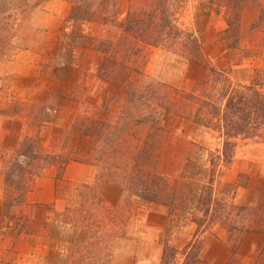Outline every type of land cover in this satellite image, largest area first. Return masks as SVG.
<instances>
[{"label":"rangeland","instance_id":"1","mask_svg":"<svg viewBox=\"0 0 264 264\" xmlns=\"http://www.w3.org/2000/svg\"><path fill=\"white\" fill-rule=\"evenodd\" d=\"M38 1L40 2L37 3ZM178 1V21L185 28L200 35L207 63L217 68L229 66L233 80L249 82L253 68L264 64V21L249 30L250 23L257 18L258 9H244L240 21V29L245 31L244 37L238 48L230 50L221 38L222 30L226 26L221 14L207 10L204 0ZM130 4L138 5L140 0H118V21L124 19ZM48 8L60 11L59 5L49 7L46 3H41V0H0V189L4 185L7 162L24 138L40 135L45 140L41 149L48 153L52 150L50 146L53 143L54 147H64L66 132L62 129L65 119L68 118L69 123L72 126L75 124L77 128L79 126V129L91 126L94 128L91 130L94 145L89 163L96 168V180L113 186L101 191L107 204L112 208L119 207L127 215L125 236L112 240L111 263L158 264L156 255L167 232H176V239H184L190 233L189 219L180 216L177 211L169 215L165 205L137 197H133L127 205L128 195L124 189L102 179L128 172L134 153L143 145L147 129L138 125L129 130L126 120L121 119L120 112L122 105L128 112L129 104L122 100L117 101L115 88L111 85L108 90L106 86H101L93 94V98L98 99H89L90 102L87 103L82 100L86 89L80 85L73 89L75 101H62L56 97L58 93L53 90L48 80L50 71L52 73L47 62L49 57L42 61L43 57L36 55L38 51L35 47H56L55 39L58 44L64 42L72 45L75 44L72 43L73 37L80 34L71 33L74 28L69 27L70 32L55 36L51 26L57 20L50 16L51 11ZM55 10L52 14H56ZM77 30H80L79 26L76 27ZM82 32L88 36L112 39L118 33L111 24L104 25L100 22L86 23ZM138 67L142 74H135L134 78L139 77L142 83L155 80L187 91L208 74L206 65L192 63L179 53L155 46L143 48L138 58ZM104 93L108 112L100 108L103 102L100 96ZM95 107L100 109L95 111ZM55 109L57 111L54 113ZM98 118L108 121L109 124L104 123L101 126L96 122ZM43 120H48L49 123L40 128ZM163 125V141L151 158L152 172L165 179L169 187H178L188 180L184 174L186 157L195 145L215 149L220 146L221 139L217 133L193 123L184 115L169 113L164 117ZM16 131L20 135L18 146ZM72 144L75 142H69V146ZM20 160L27 167L26 159ZM30 163L28 169L39 170L33 161ZM262 167L264 142L258 139L239 140L232 164L226 170L223 181L245 182V186L237 187L234 193L236 203L246 206L247 209L239 216H231V224L238 230L228 235L230 249L241 256L260 252L259 263L264 264V247L259 251L253 245L258 240L254 236L255 232L262 231H245L248 227L256 229L264 223V176L258 173ZM79 184L81 183L72 181L59 183L58 200L52 206V211L48 212L44 206L28 207L27 210L31 212L30 221L32 220L29 222V231L33 228L35 230V236L29 238L17 237L16 233L11 232V227L16 228V219L9 220L4 214L1 219L0 209V264H68L73 243L80 232L78 229L69 230L52 219L61 211L63 202L73 203L78 199L74 187ZM226 189L225 186L218 187L219 193H226ZM13 211L16 217V213H19L16 209ZM255 213H259L261 218L254 216ZM48 216L50 219H47ZM47 223L50 225L47 226ZM224 231L227 233L228 230ZM203 235L206 236L205 242L211 238L207 231ZM250 248L253 252H250Z\"/></svg>","mask_w":264,"mask_h":264},{"label":"trees","instance_id":"2","mask_svg":"<svg viewBox=\"0 0 264 264\" xmlns=\"http://www.w3.org/2000/svg\"><path fill=\"white\" fill-rule=\"evenodd\" d=\"M47 1L41 0V3ZM66 1L71 5V18L111 24L117 29L118 33L113 39L78 35L73 37L72 43L96 49L102 54L97 75L115 88L117 101L129 104L128 112L121 106V119L126 120L129 130L138 125L147 129L143 145L134 153L128 172L102 179L124 189L128 195L127 205L133 197L159 202L168 208L169 215L177 211L196 225L191 239L180 249L170 243L167 232L159 264H203L200 257L206 240L203 232L207 231L211 236L214 227L219 226L231 234L238 230L231 224V216H239L247 209L234 201L236 188L245 186V182L228 183L223 181V177L232 164L239 140L258 139L264 142V64L253 68L251 80L246 83L232 79L231 67L217 68L208 64L200 35L178 21V0H140L138 5H128L121 21L116 19L118 0ZM204 1L207 10L222 15L226 26L221 38L230 50L238 48L244 37L245 31L240 29L244 9H258L257 18L250 23L249 30L264 21V2L260 0ZM146 46L164 47L192 63L206 65L208 74L188 91L155 80L142 83L134 75L142 74L138 58ZM105 100L100 108L108 112V102ZM169 113L188 116L193 123L210 129L221 139L220 146L215 149L195 145L186 157L184 174L188 180L178 187H169L165 179L153 174L151 166V158L164 138V117ZM96 122L101 126L109 124L101 118ZM72 128L90 137L94 129L91 126L79 129L75 124ZM36 143L35 137L24 138L14 150L4 172L3 214L9 220L16 219V228L11 227V232L16 234L35 233L34 228L29 231L30 220L26 214L19 213L15 217L10 212L23 195L28 182L46 165H54L55 194L58 199V184L66 183L63 176L65 167L75 160L64 147H52L48 153H37ZM20 158L26 159L27 167L22 165ZM89 158L82 162L89 163ZM32 161L39 167L38 171L28 169ZM219 186H225L227 192L219 193ZM74 190L78 199L73 203H62L63 222L80 232L73 243L68 264H112L111 243L115 237L125 236L127 215L119 207H110L93 184L82 183ZM254 216L261 218L259 213ZM255 230L264 231V223L256 229H245ZM260 260L261 253L255 264H261ZM224 264L244 263L232 249L231 256Z\"/></svg>","mask_w":264,"mask_h":264},{"label":"crops","instance_id":"3","mask_svg":"<svg viewBox=\"0 0 264 264\" xmlns=\"http://www.w3.org/2000/svg\"><path fill=\"white\" fill-rule=\"evenodd\" d=\"M46 5L49 7H53L54 5H59L60 11L55 9L48 8L51 13L50 16L54 18L56 24L52 27V33L57 36L60 33H65L69 30V27L74 28L71 33L77 32L80 35L83 34L82 31L86 28V23H90L87 21H80L70 17V5L66 0H48ZM53 10H55L56 14H52ZM49 15V14H48ZM79 26L80 30L76 31V27ZM70 32V31H68ZM82 32V33H81ZM55 46L56 47H35L36 55L39 57H43L42 61H44L45 57H49L47 60L50 70V84L53 86V90L57 92V98L62 101H75L73 98V89L75 86L80 85L83 86L86 90L84 92V96L82 98L83 101L90 102V100H97L98 98H93V94L95 91H99L101 86H106L107 90L110 87V84L100 78L97 75L98 66L101 61L102 54L93 48L82 47L75 44H66V43H57L55 39ZM50 62V63H49ZM45 81V80H44ZM40 86V85H39ZM41 87V86H40ZM44 87V86H43ZM106 90V91H107ZM101 100L105 98V93L100 96ZM90 99V100H89ZM102 102V101H101ZM54 113L57 111L56 109L53 110ZM68 117V116H67ZM64 125L62 131L66 132L65 141H64V149L65 151L69 152L73 159L70 161L64 170V179L66 181H72L77 183H89L95 186V189L104 197L101 191H105L111 189L113 187L111 184L107 182H101L96 180V168L94 165L90 163L82 162L83 159L88 158L93 150L94 139L90 136L81 134L80 132H76L73 130V126L70 120L67 118L64 120ZM42 125H47L49 123L48 120L41 121ZM42 131V130H41ZM40 131V132H41ZM19 134L16 131V146L19 145ZM36 138V152L37 153H46L41 146L45 140L41 138V136H37ZM69 142H75L72 146H69ZM52 144V143H51ZM54 143L50 146V148L54 147ZM260 176H264V167L259 170ZM56 167L54 165H46L42 169L39 170V174L34 176L29 182L26 190L24 191L21 198L18 202L13 205L10 209L11 214L16 212L24 213L28 216L29 220L31 218V212L28 211V207L33 205H38L41 207H45L46 210L52 211V206L58 200L56 198L55 189H56ZM4 186L2 187V192L0 195V209L1 219L3 218V206H2V197L4 193ZM116 187H120L116 185ZM240 187V186H238ZM244 187V186H241ZM105 198V197H104ZM235 201V198H234ZM236 202V201H235ZM239 204V203H237ZM51 206V207H49ZM58 215L55 216L52 220H56L61 225L65 226L69 230L76 229L72 226H69L63 222V208L61 211L57 213ZM17 215V213H16ZM47 219H50L48 216ZM32 221V220H31ZM30 221V222H31ZM190 225V233L181 240V237L176 239V232H171L169 234V241L170 243L176 248H182L192 237L196 225L189 220ZM48 224V223H47ZM48 224L47 226H49ZM46 226V225H44ZM43 226V227H44ZM226 228L216 226L214 227V234L211 235L210 239L204 243L200 251V257L203 260V264H224L228 258L231 256L232 251L230 249V245L228 242V235L230 234L229 231L227 233L224 231ZM79 232V231H78ZM179 233V232H178ZM177 233V234H178ZM17 237L25 236L27 238L31 236H35L34 234H16ZM80 236V233L79 235ZM77 236V237H78ZM166 236V235H165ZM255 238L257 243H253L258 247L259 251L262 247H264V231L262 232H255ZM1 239V238H0ZM164 242V240H163ZM162 245L158 248V253L156 257L160 261V256L162 252ZM253 248V247H252ZM252 248H250V252H253ZM260 252L255 254H246V255H239L236 251V257L242 261L244 264H255L257 258L260 256ZM159 264V263H158Z\"/></svg>","mask_w":264,"mask_h":264}]
</instances>
